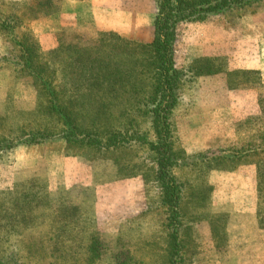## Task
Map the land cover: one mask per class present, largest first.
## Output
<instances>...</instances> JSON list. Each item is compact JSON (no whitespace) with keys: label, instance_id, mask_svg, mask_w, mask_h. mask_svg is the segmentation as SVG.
I'll return each instance as SVG.
<instances>
[{"label":"rangeland","instance_id":"1","mask_svg":"<svg viewBox=\"0 0 264 264\" xmlns=\"http://www.w3.org/2000/svg\"><path fill=\"white\" fill-rule=\"evenodd\" d=\"M64 1L0 0V264H264V0L231 3L178 24L169 112L153 117L152 106L133 104L140 112L129 114L126 104L113 105L111 131L125 136L132 119L137 124L127 135L133 136L92 149L58 136L57 125L61 136L70 129L47 115V87L18 70L27 46L14 40L51 61L66 103L73 91L88 93L67 82L80 70L67 75L73 50L113 68L130 51H142L144 40L109 31L102 37L85 25L64 28ZM136 2L156 17L158 0ZM12 15L18 22L8 32L3 21ZM136 83L147 90L146 81ZM121 112L125 118L118 119ZM45 132L55 135L44 139ZM25 136L40 141L21 144ZM162 142L170 144L172 182L159 170ZM172 183L181 186L176 252V225L163 199Z\"/></svg>","mask_w":264,"mask_h":264},{"label":"trees","instance_id":"2","mask_svg":"<svg viewBox=\"0 0 264 264\" xmlns=\"http://www.w3.org/2000/svg\"><path fill=\"white\" fill-rule=\"evenodd\" d=\"M245 1L248 0H221L212 4L205 3L201 6L199 4L195 5L193 0H158L159 10L154 21V38L152 42L140 44L138 47L142 51H130V57L128 58L125 55V62H119V66L114 65L111 68L109 62L105 60L101 61L98 57L90 58L80 50H73L67 66V75H69L68 69L70 71L80 69L79 76L67 78V80L69 79L67 82L69 86L72 85L74 87V90H77L78 86L87 87L88 90L86 92L88 93L84 94V92L73 91L68 103L66 101L63 102L62 94H64L63 90H65V86L59 85L58 81L55 82L56 69L49 65L50 60H43L41 54L39 55L35 49L29 50V47H33V44H24V42L14 40L15 44L27 46V48L22 47L24 49L22 54H28L26 58L25 56H20L23 64L21 65V61H18L16 66L21 73L24 72L29 77L34 78L35 82L39 83L42 88L47 87L45 89V92L48 94L46 103L49 113L47 115H49L50 120L56 119L57 123L60 121L70 129L68 134L64 133L61 136V130L57 125L59 137L66 138L67 141L74 140V142H78L81 145L90 146L91 149L93 147L114 148L119 142H124V138L126 142L133 136H128L127 133L137 123L132 119L128 120V124L125 122V136L112 132L110 122L112 114L109 112V108L112 109L113 105L119 103L126 104L129 114L140 112L134 105L139 107L138 109L152 106L149 112L153 117H158L163 112L168 113L173 105L177 76L173 69L172 47L176 40L177 25L192 19L199 12L221 11L231 5V3L237 4ZM17 22L18 18H15L14 15L6 18L3 21L7 25L5 27L6 31H12L11 28ZM23 40L25 43L27 42L26 38ZM58 54L59 49H56V51L49 54V57H56ZM139 67H141V71H138ZM50 68L52 69L50 70ZM75 73L77 74V72ZM141 75H144V78H141ZM136 81H146L147 90L140 87V84H137ZM78 102L81 104V109L78 111L72 110V105L74 106ZM122 109L123 113H125L124 106ZM120 114L118 119L125 118V114H122V112ZM73 118L76 120H72ZM161 121L163 122L162 131H166L168 125H166L163 117ZM132 129L134 128L132 127ZM136 130H133V132ZM53 133L45 132L44 139L55 135ZM140 138L142 139V137ZM38 141L40 140H34V138L30 140V136H25L20 143L29 145L36 144ZM169 148V142H162L157 144L156 149L159 157V170L164 175L166 174V178L172 182V178L167 176L170 165ZM163 199L170 207L171 218L176 225L171 235L173 252H176L179 246L177 229L180 217L178 208L181 199V186L176 184L167 186L163 192ZM16 202V199H14L12 206ZM59 237L60 235L57 233L56 247L62 244L61 241H58ZM90 250L92 249L89 247ZM88 259L90 261L92 258Z\"/></svg>","mask_w":264,"mask_h":264},{"label":"crops","instance_id":"3","mask_svg":"<svg viewBox=\"0 0 264 264\" xmlns=\"http://www.w3.org/2000/svg\"><path fill=\"white\" fill-rule=\"evenodd\" d=\"M133 1L131 3L130 0H125V6H111L109 0L64 1L59 13V22L64 28L69 27L75 30L85 25L88 31H97L100 32V35H103L101 32H115L118 35L125 36L127 39H143V44H149L152 42L153 36L151 37L148 34V30L153 29L156 18L154 17L155 10H144L145 6L142 4L140 7V3L136 2H140V0ZM144 31L147 36H144ZM127 183L129 182L125 181V184ZM84 184L91 186L87 182ZM98 190L95 188L96 199L100 197ZM97 195L99 196L98 198ZM253 225H255L256 229L257 220Z\"/></svg>","mask_w":264,"mask_h":264}]
</instances>
